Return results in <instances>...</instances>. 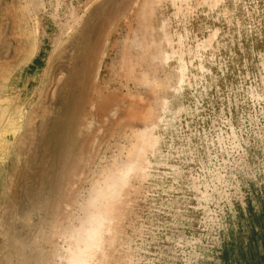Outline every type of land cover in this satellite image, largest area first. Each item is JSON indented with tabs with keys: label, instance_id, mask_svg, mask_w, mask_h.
I'll return each mask as SVG.
<instances>
[{
	"label": "rangeland",
	"instance_id": "1",
	"mask_svg": "<svg viewBox=\"0 0 264 264\" xmlns=\"http://www.w3.org/2000/svg\"><path fill=\"white\" fill-rule=\"evenodd\" d=\"M264 264V0H0V264Z\"/></svg>",
	"mask_w": 264,
	"mask_h": 264
},
{
	"label": "clouds",
	"instance_id": "2",
	"mask_svg": "<svg viewBox=\"0 0 264 264\" xmlns=\"http://www.w3.org/2000/svg\"><path fill=\"white\" fill-rule=\"evenodd\" d=\"M103 196L104 185L101 184L84 206L79 220L72 225V239L76 241L77 247L72 251L68 264H88L87 254L93 240L99 235L102 218L97 211V206Z\"/></svg>",
	"mask_w": 264,
	"mask_h": 264
},
{
	"label": "bare ground",
	"instance_id": "3",
	"mask_svg": "<svg viewBox=\"0 0 264 264\" xmlns=\"http://www.w3.org/2000/svg\"><path fill=\"white\" fill-rule=\"evenodd\" d=\"M68 264V263H67Z\"/></svg>",
	"mask_w": 264,
	"mask_h": 264
}]
</instances>
